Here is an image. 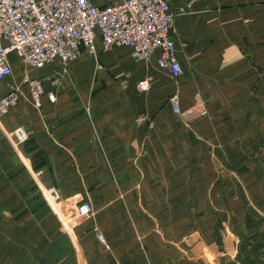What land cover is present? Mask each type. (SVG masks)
Instances as JSON below:
<instances>
[{
    "label": "crops",
    "instance_id": "1",
    "mask_svg": "<svg viewBox=\"0 0 264 264\" xmlns=\"http://www.w3.org/2000/svg\"><path fill=\"white\" fill-rule=\"evenodd\" d=\"M190 1L169 0L175 12ZM174 33L178 78L159 51L136 61L98 39L95 56L31 71L42 109L11 56L0 100L12 88L21 100L0 118V264H264V0H198L175 14ZM19 127L28 140L16 148Z\"/></svg>",
    "mask_w": 264,
    "mask_h": 264
},
{
    "label": "built area",
    "instance_id": "2",
    "mask_svg": "<svg viewBox=\"0 0 264 264\" xmlns=\"http://www.w3.org/2000/svg\"><path fill=\"white\" fill-rule=\"evenodd\" d=\"M196 1L188 2L175 12L169 0H124L101 8L92 0H0V81L13 75L11 56L16 54L25 69L23 82L28 87L32 104L42 109L46 91L42 81L31 76V71L56 61L66 65L85 54L95 56L98 39L103 51L126 47L136 61L148 60L159 51L158 67L178 78L183 69L177 59L174 16L185 14ZM137 88L142 93L150 91V81L138 82ZM49 98L53 100V94ZM20 100L19 89L12 88L0 100V118ZM170 106L174 115L181 116L178 94L171 97ZM206 113L202 110V114ZM138 122L152 124L144 115ZM9 136L16 148L28 140L23 127L15 129ZM47 193L48 203L69 230V209L54 188ZM79 212L80 218L90 212V207L84 204ZM97 239L106 250L111 249L99 231Z\"/></svg>",
    "mask_w": 264,
    "mask_h": 264
},
{
    "label": "rangeland",
    "instance_id": "3",
    "mask_svg": "<svg viewBox=\"0 0 264 264\" xmlns=\"http://www.w3.org/2000/svg\"><path fill=\"white\" fill-rule=\"evenodd\" d=\"M80 60V58L79 59H77L76 61H74V62H71V63H68V64H66V65H64V64H61L60 62H57L56 64H58L59 65V67H62V68H66V67H68L69 65H72V64H74V63H76V62H78ZM53 82V84H56L57 82H58V80L57 79H54V80H52ZM97 93V92H96ZM175 94H177V93H174V94H172L171 96H169V99H168V105L170 106V99H171V97L173 96V95H175ZM171 107V106H170ZM172 109V108H171ZM203 110H206V109H203ZM206 112H207V110H206ZM174 114V113H173ZM201 114H202V111H201ZM207 114V113H206ZM206 114H202V115H206ZM148 116V117H150L149 116V114H147V113H143V114H140L139 116H138V118H137V121L139 120V118L140 117H142V116ZM138 123V122H137ZM152 124H150V126H151ZM47 191H48V189H45V193H46V195H47V198L49 197L48 196V193H47ZM49 200V199H48ZM83 205V204H82ZM81 205V206H82ZM78 210H79V207H78V209H77V213H78ZM89 214V213H88ZM88 214L87 215H82V218H85L86 216H88ZM80 216V212L78 213V217ZM76 217H77V214H76Z\"/></svg>",
    "mask_w": 264,
    "mask_h": 264
}]
</instances>
